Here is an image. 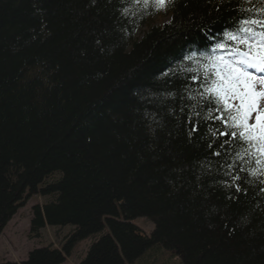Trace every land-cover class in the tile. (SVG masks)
I'll return each instance as SVG.
<instances>
[{
	"label": "trees",
	"instance_id": "trees-1",
	"mask_svg": "<svg viewBox=\"0 0 264 264\" xmlns=\"http://www.w3.org/2000/svg\"><path fill=\"white\" fill-rule=\"evenodd\" d=\"M258 9L261 0H0V233L32 196L43 202L30 237L72 228L19 264H61L90 237L78 264H157L156 248L179 264H264V165L213 135L230 130L215 111L207 118L215 105L192 80L203 81L202 54L231 43L225 29L264 19ZM160 15L168 22L157 25ZM136 219L153 224L149 234Z\"/></svg>",
	"mask_w": 264,
	"mask_h": 264
},
{
	"label": "snow or ice",
	"instance_id": "snow-or-ice-1",
	"mask_svg": "<svg viewBox=\"0 0 264 264\" xmlns=\"http://www.w3.org/2000/svg\"><path fill=\"white\" fill-rule=\"evenodd\" d=\"M261 2L264 3V0ZM144 3L147 5L148 0H144ZM156 4L162 8L165 0H156ZM247 11L251 12L252 9ZM258 11L264 12V9ZM239 24L234 31L225 29L223 32V40L231 43L217 42L211 47L212 55L202 54V59L208 61L200 65L203 81H197L196 76L192 80L198 82L202 89L198 94L209 104L215 105L214 109L209 108L207 118H212L215 111L218 115L214 119L230 130L213 132V135L240 141L243 151L236 154L238 159L243 161L245 157H255L257 165H264V76H256L249 71L254 69L256 73H264V19H241ZM217 50H220V54H216ZM195 55L194 52L192 55L186 54L184 59L194 60ZM191 131H198V127H192ZM228 144L229 139H226L221 148ZM209 147L213 145L209 144ZM215 155L221 153L216 152ZM232 167L234 165H228L229 169ZM252 175H257L255 169ZM232 179L237 181L240 177L236 175Z\"/></svg>",
	"mask_w": 264,
	"mask_h": 264
},
{
	"label": "rangeland",
	"instance_id": "rangeland-1",
	"mask_svg": "<svg viewBox=\"0 0 264 264\" xmlns=\"http://www.w3.org/2000/svg\"><path fill=\"white\" fill-rule=\"evenodd\" d=\"M156 24L166 23L168 18L166 15H160L156 19ZM256 76H264V73H256L254 69H249ZM43 202L40 197L32 196L29 198L24 207L20 208L11 218L8 224L0 233V263H21L27 254L34 249L46 247L48 245L58 248L62 246L71 232V227H45L40 231V237L29 236V221L31 218V208L35 204ZM134 225L143 230L146 234L153 229V224L146 219L134 220ZM95 238H88L75 243L69 252L68 256L64 257L61 264H78L85 256V253ZM150 251V250H149ZM156 253L152 263L157 264H179L178 260L171 257V254L161 248L154 250ZM141 263V262H140ZM146 262H142L145 264Z\"/></svg>",
	"mask_w": 264,
	"mask_h": 264
}]
</instances>
